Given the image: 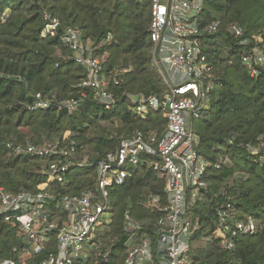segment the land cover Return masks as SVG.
<instances>
[{
  "label": "trees",
  "instance_id": "16d2710c",
  "mask_svg": "<svg viewBox=\"0 0 264 264\" xmlns=\"http://www.w3.org/2000/svg\"><path fill=\"white\" fill-rule=\"evenodd\" d=\"M45 11L62 22L56 36L42 35ZM204 19L205 23L218 19L221 26L204 38L214 88L209 107L194 121L193 129L200 138L198 153L211 166L204 199L190 209L193 226L199 221L191 236L190 259L192 264H264V164L247 149L249 144L264 142V69L252 77L242 63L239 40L225 30L227 24L236 22L247 37L257 35L264 40V0H206ZM150 25L148 2L0 0V188L12 193L38 192L48 183L52 191L65 195L79 194L96 182L94 166L72 167L65 183L53 182L42 169L55 157L17 155L7 142L37 145L71 137L78 141L79 156L97 163L133 131L164 128L162 111L143 120L127 97L129 93L159 96L166 89L152 61ZM69 27H79L94 45L111 34L112 39L94 53L106 72L130 69L118 86H112L119 99L117 109L107 111L89 91L79 110L71 114L54 107L28 110L39 92L58 100L80 95L79 84L86 72L61 40ZM164 181L156 171L142 166L124 186L112 189L111 218L99 234L100 242L76 264H103L107 253L108 264H125L126 247H116L125 235V214L132 210L137 217H153L139 201L147 184L162 194ZM229 197L241 218L252 216L258 225L255 233L240 235L234 249H225L216 238V209ZM27 248L16 228L0 220V258L40 264L50 252L22 258Z\"/></svg>",
  "mask_w": 264,
  "mask_h": 264
},
{
  "label": "built area",
  "instance_id": "2783aa9c",
  "mask_svg": "<svg viewBox=\"0 0 264 264\" xmlns=\"http://www.w3.org/2000/svg\"><path fill=\"white\" fill-rule=\"evenodd\" d=\"M135 1L150 4L152 61L166 89L159 96L129 93L127 97L138 117L147 120L162 111L166 124L161 131L157 127L133 131L97 163L81 158L78 141L71 137L37 145L7 142L17 155L55 157L42 172L56 183H65L72 167L96 169L94 187L79 194L60 195L48 183L38 192L12 193L0 188V220L14 226L28 245L22 258L50 249L40 264H76L100 242L99 234L108 224L101 217L110 213L112 189L124 186L135 169L144 166L165 178L164 189L162 194L153 192L147 184L141 195L139 206L153 217H137L127 210L124 231L129 238L124 245L128 246L125 264H192L191 236L199 221L193 226L190 209L204 199L209 186L206 173L211 166L198 153L200 138L193 126L207 109L214 88L215 75L205 52L204 38L216 33L221 22L203 21L206 0ZM44 20L42 35L56 36L62 26L60 18L45 11ZM225 30L239 40L241 60L250 75L259 76L264 69V40L257 35L247 37L245 29L236 22L227 24ZM111 39L109 34L94 45L84 38L79 27L64 30L61 40L70 47V57L86 72L79 84L80 95L58 100L39 92L33 96L28 110L54 107L71 114L79 110L89 91L107 111L117 109L119 99L112 86H118L130 69L106 72L102 60L94 53ZM247 149L254 160L264 164V142L249 144ZM223 160L216 164L217 168ZM216 215V238L225 249H234L240 235L258 229L254 217L239 216L231 197L217 207ZM104 260H108V253ZM0 264L17 261L12 257L0 258Z\"/></svg>",
  "mask_w": 264,
  "mask_h": 264
},
{
  "label": "rangeland",
  "instance_id": "374dc122",
  "mask_svg": "<svg viewBox=\"0 0 264 264\" xmlns=\"http://www.w3.org/2000/svg\"><path fill=\"white\" fill-rule=\"evenodd\" d=\"M127 106L129 107L128 104H127ZM208 107H209V104H208ZM208 107H207V108H208ZM129 108H130V107H129ZM115 124L118 125V121H116ZM110 218H111V214H110V213H105V214L101 217V221H102L103 223H108L109 220H110ZM129 244H132V241H131ZM125 247L128 248V246H125Z\"/></svg>",
  "mask_w": 264,
  "mask_h": 264
},
{
  "label": "water",
  "instance_id": "95a60500",
  "mask_svg": "<svg viewBox=\"0 0 264 264\" xmlns=\"http://www.w3.org/2000/svg\"><path fill=\"white\" fill-rule=\"evenodd\" d=\"M128 235H124L122 239L116 244L117 248L123 247L128 240ZM103 264H108V261H104Z\"/></svg>",
  "mask_w": 264,
  "mask_h": 264
}]
</instances>
